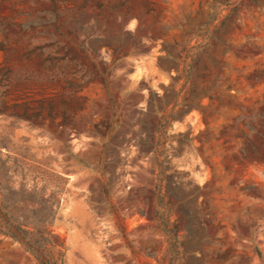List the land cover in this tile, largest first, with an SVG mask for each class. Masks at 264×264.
<instances>
[{"label": "rangeland", "instance_id": "1", "mask_svg": "<svg viewBox=\"0 0 264 264\" xmlns=\"http://www.w3.org/2000/svg\"><path fill=\"white\" fill-rule=\"evenodd\" d=\"M255 1L0 0V264H264Z\"/></svg>", "mask_w": 264, "mask_h": 264}, {"label": "trees", "instance_id": "2", "mask_svg": "<svg viewBox=\"0 0 264 264\" xmlns=\"http://www.w3.org/2000/svg\"><path fill=\"white\" fill-rule=\"evenodd\" d=\"M253 3H259L255 0H252ZM2 218L1 221L4 223L5 229H6V233L5 235H7L10 238L16 239L18 241H22L26 246H30V242L27 238L28 233L26 230L22 229L19 226H16L11 218L8 216V214L6 213H2ZM158 220L160 221V225L162 227V231L163 233L169 235V233H172V238L174 241L177 240V235H178V230L176 227H174V231L171 232L168 230L169 228V220H170V210L167 206H164L163 208V212L161 213V215L159 216ZM52 245V244H49ZM35 251V250H34ZM41 264H50L49 261L46 262H42L40 261Z\"/></svg>", "mask_w": 264, "mask_h": 264}]
</instances>
